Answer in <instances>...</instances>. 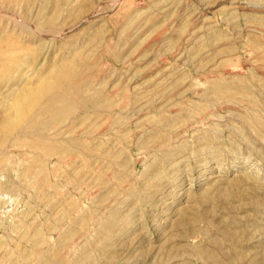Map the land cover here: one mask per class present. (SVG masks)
Returning a JSON list of instances; mask_svg holds the SVG:
<instances>
[{
    "label": "rangeland",
    "instance_id": "374dc122",
    "mask_svg": "<svg viewBox=\"0 0 264 264\" xmlns=\"http://www.w3.org/2000/svg\"><path fill=\"white\" fill-rule=\"evenodd\" d=\"M44 261L264 264V0H0V264Z\"/></svg>",
    "mask_w": 264,
    "mask_h": 264
},
{
    "label": "bare ground",
    "instance_id": "6f19581e",
    "mask_svg": "<svg viewBox=\"0 0 264 264\" xmlns=\"http://www.w3.org/2000/svg\"><path fill=\"white\" fill-rule=\"evenodd\" d=\"M63 69V68H62ZM66 69V68H65ZM73 69V68H72ZM56 71V70H55ZM73 73H74V70H62V71H59V72H56L55 74H54V76H55V79H59L60 77L62 78V79H66V80H68V79H70L71 78V76L73 75ZM51 74V73H50ZM54 79V78H53ZM60 81V80H59ZM53 82H55L54 80H53ZM57 83V82H56ZM46 85H45V88H46V90H44V88L40 91V92H38V97H41L40 99H44V98H46V95L48 94V95H50L49 93H51V91L53 90V88L49 85V83H45ZM51 84H53V83H51ZM54 85V84H53ZM55 86V85H54ZM56 89V88H55ZM54 91V90H53ZM53 93V92H52ZM55 93V92H54ZM237 93H238V91H237ZM49 97V96H48ZM39 99V100H40ZM34 101H36V100H34ZM41 101V100H40ZM42 102V101H41ZM39 104H41L40 102H39ZM38 105V104H37ZM42 105V104H41ZM49 109V108H48ZM39 110V109H38ZM47 110V109H46ZM52 110V109H51ZM44 112V111H43ZM54 112H56V111H54ZM46 113V112H45ZM57 113V112H56ZM50 114V113H49ZM51 114H53L52 113V111H51ZM21 116V115H20ZM25 116V115H24ZM36 118V117H35ZM21 119V118H20ZM33 119H34V115H31V114H28L26 117H24V119L23 120H21L20 122H23V123H25V124H23V125H32V122H33ZM16 123V122H15ZM34 127V126H33ZM45 147V146H44ZM45 149H47V147L45 148ZM59 149V148H58ZM50 150V149H49ZM184 222V221H183ZM106 227V226H105ZM105 227H103V228H105ZM45 262V261H44ZM43 262V263H44ZM82 262H83V260H82ZM48 263V262H47ZM46 262H45V264H47Z\"/></svg>",
    "mask_w": 264,
    "mask_h": 264
}]
</instances>
